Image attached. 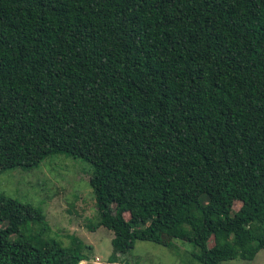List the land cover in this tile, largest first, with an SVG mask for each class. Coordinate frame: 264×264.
Segmentation results:
<instances>
[{
    "label": "trees",
    "instance_id": "obj_1",
    "mask_svg": "<svg viewBox=\"0 0 264 264\" xmlns=\"http://www.w3.org/2000/svg\"><path fill=\"white\" fill-rule=\"evenodd\" d=\"M63 153L107 262L134 240L199 264L264 249V0H0V171ZM126 215V217H125ZM0 264L93 260L0 193ZM37 224L30 235L19 232Z\"/></svg>",
    "mask_w": 264,
    "mask_h": 264
},
{
    "label": "rangeland",
    "instance_id": "obj_2",
    "mask_svg": "<svg viewBox=\"0 0 264 264\" xmlns=\"http://www.w3.org/2000/svg\"><path fill=\"white\" fill-rule=\"evenodd\" d=\"M91 170V164L81 158L50 154L31 169L14 167L0 171V193L38 208L49 226L47 236L62 246L69 245L70 236H74L85 245L82 254L107 262L112 252L111 231L102 226L88 228L89 223L96 221L88 184ZM37 230V224L30 221L19 227L24 235ZM192 250L189 243L177 239H172L168 246L136 239L122 258L125 264H199L192 258ZM219 264H264V249H259L251 260L235 258Z\"/></svg>",
    "mask_w": 264,
    "mask_h": 264
},
{
    "label": "water",
    "instance_id": "obj_3",
    "mask_svg": "<svg viewBox=\"0 0 264 264\" xmlns=\"http://www.w3.org/2000/svg\"><path fill=\"white\" fill-rule=\"evenodd\" d=\"M78 264H119L118 262H99L97 260H82Z\"/></svg>",
    "mask_w": 264,
    "mask_h": 264
}]
</instances>
